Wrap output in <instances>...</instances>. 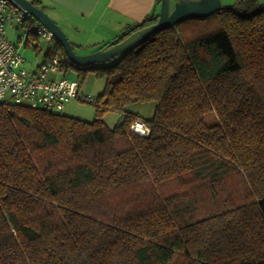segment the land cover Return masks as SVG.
<instances>
[{
	"label": "trees",
	"instance_id": "trees-1",
	"mask_svg": "<svg viewBox=\"0 0 264 264\" xmlns=\"http://www.w3.org/2000/svg\"><path fill=\"white\" fill-rule=\"evenodd\" d=\"M43 54L105 86L90 123L0 102V264H264V5L184 20L109 64Z\"/></svg>",
	"mask_w": 264,
	"mask_h": 264
},
{
	"label": "built area",
	"instance_id": "built-area-1",
	"mask_svg": "<svg viewBox=\"0 0 264 264\" xmlns=\"http://www.w3.org/2000/svg\"><path fill=\"white\" fill-rule=\"evenodd\" d=\"M9 22L26 31V48L38 49L39 39L51 43L47 46L50 50L56 43L53 35L27 12L12 7L7 0H0V102L60 114L67 103L77 98V82L56 78L60 71V60L55 55L44 57L34 71L26 70L25 60L17 46L5 38L4 28ZM29 35L36 41L30 42ZM51 75L55 77L51 78ZM130 130L141 136H147L150 132L140 119L133 122Z\"/></svg>",
	"mask_w": 264,
	"mask_h": 264
},
{
	"label": "crops",
	"instance_id": "crops-1",
	"mask_svg": "<svg viewBox=\"0 0 264 264\" xmlns=\"http://www.w3.org/2000/svg\"><path fill=\"white\" fill-rule=\"evenodd\" d=\"M37 1L40 3L39 9L59 28H67L70 31L73 29L71 37L76 40L75 45L79 49L93 46L92 50L85 54L104 47L124 34L127 29L137 27L144 19L157 16L160 2V0ZM218 2L220 3V0ZM81 35H88V38L78 40ZM44 57L42 54V60Z\"/></svg>",
	"mask_w": 264,
	"mask_h": 264
},
{
	"label": "water",
	"instance_id": "water-1",
	"mask_svg": "<svg viewBox=\"0 0 264 264\" xmlns=\"http://www.w3.org/2000/svg\"><path fill=\"white\" fill-rule=\"evenodd\" d=\"M7 1L12 7L27 12L46 28L53 35L54 41L64 49L68 60L80 68L107 64L115 57L137 48L159 30L169 29L184 20L208 17L220 9L218 0H160L158 15L153 24L141 28L137 26L97 51L76 54L62 30L41 9L28 0Z\"/></svg>",
	"mask_w": 264,
	"mask_h": 264
},
{
	"label": "rangeland",
	"instance_id": "rangeland-1",
	"mask_svg": "<svg viewBox=\"0 0 264 264\" xmlns=\"http://www.w3.org/2000/svg\"><path fill=\"white\" fill-rule=\"evenodd\" d=\"M242 0H220V7H230ZM259 4L264 5V0H258ZM61 29V27H60ZM64 35L68 39L69 43L72 46V49L77 54H85V52L92 50L93 46L86 47L84 49H79L71 36L73 35L72 30L70 31L67 28H62ZM5 38L8 41L15 44L19 50V53L22 55L25 60L24 67L28 71H34L35 68L42 61V54L47 46H50L51 43L44 42L43 40H38V48L40 52L24 46L26 41V34L24 29H19L17 25L12 22H9L5 25ZM88 38V35H81L78 40H85ZM30 42H35L36 39L29 35ZM33 40V41H32ZM111 62V61H110ZM108 62L107 64H109ZM72 64V63H71ZM54 75H51V78H54ZM56 78H65L67 80H72L78 83V96L76 99L67 103L64 107V110L61 112L63 116L79 119L85 122H92L96 118L97 108V99L102 94L105 86V81L96 76L95 70H87L83 72V77H79V72L75 71L71 66L66 67L64 70L59 71V75ZM127 110L143 119H149L154 112V103L153 102H137L130 104L127 107ZM101 120L109 128H113L120 120V115L113 111H105L101 114Z\"/></svg>",
	"mask_w": 264,
	"mask_h": 264
}]
</instances>
